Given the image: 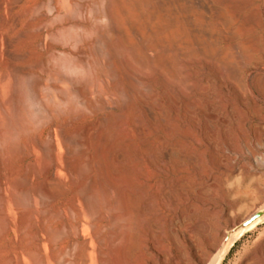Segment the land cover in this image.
Returning <instances> with one entry per match:
<instances>
[{"label": "rangeland", "instance_id": "obj_1", "mask_svg": "<svg viewBox=\"0 0 264 264\" xmlns=\"http://www.w3.org/2000/svg\"><path fill=\"white\" fill-rule=\"evenodd\" d=\"M16 78L35 83V98ZM142 168L196 192L177 193L174 227L201 254L258 214L223 264H259L264 0H0V264H95L119 192L146 206ZM97 187L111 202L94 217L85 195ZM28 190L51 194L17 203ZM131 222L135 263L145 227Z\"/></svg>", "mask_w": 264, "mask_h": 264}, {"label": "bare ground", "instance_id": "obj_2", "mask_svg": "<svg viewBox=\"0 0 264 264\" xmlns=\"http://www.w3.org/2000/svg\"><path fill=\"white\" fill-rule=\"evenodd\" d=\"M95 62V59L92 58L90 66H93ZM16 90L18 92L22 91L25 95L35 98V83H29L25 80L16 78ZM121 91L129 102L133 101L132 92L124 89ZM75 93L80 97L85 96L82 89H76ZM16 129L15 124H9L8 131L14 132ZM74 142L77 141L74 140ZM45 151L47 152L46 154L53 159V161L50 159L51 162L56 164V158H54L55 147L52 142H49ZM138 173L145 180V186H143L140 192L141 195L147 198L146 206L144 210L138 212L134 207V202L136 201L134 193L130 192V190H121V192H119L117 201L110 207V227L113 232L107 239L97 241L95 264H223L231 247L239 236L260 220L253 222L246 228L241 225L236 226V222L232 221L231 226L237 227L235 231L220 232L217 236V240L206 244V251L201 254L192 244L191 235L188 234V237L185 236L187 228H181L182 235H180L178 228L174 227L176 222L177 224L179 223L177 211L180 201L178 200L177 193L179 191L182 193L185 189L182 186L176 187L169 183L164 184L163 182H159L155 179L158 175L156 171L154 173L146 168H142L138 170ZM121 184L122 188L128 189L131 183L128 180H124ZM152 187H154V190L150 193ZM49 194H51V192L48 190H28L17 193L15 201L17 203L30 202L35 195L47 197ZM184 194L186 201L189 199L197 201L196 192L192 194H186V192H184ZM85 202L88 211L95 217L109 206L111 201L104 189L101 191L97 187L95 193L85 195ZM205 204L209 205L208 203ZM72 210L74 215L79 218V210L75 207H73ZM151 217L155 218L154 222H148V219ZM159 220L162 222H158ZM130 221H140L145 227L141 260L135 263H131L129 259L135 240V234L133 233L134 226ZM84 242L86 241H83L79 247L81 253L89 249L88 245ZM184 243L188 248L186 247V249H183ZM106 247L108 249L107 252L104 251ZM258 254L256 253L254 260L259 264H264V252L261 250ZM109 257L110 259H107Z\"/></svg>", "mask_w": 264, "mask_h": 264}, {"label": "water", "instance_id": "obj_3", "mask_svg": "<svg viewBox=\"0 0 264 264\" xmlns=\"http://www.w3.org/2000/svg\"><path fill=\"white\" fill-rule=\"evenodd\" d=\"M257 217H258V214L254 215L251 219L247 220L246 225L252 224L256 220Z\"/></svg>", "mask_w": 264, "mask_h": 264}]
</instances>
